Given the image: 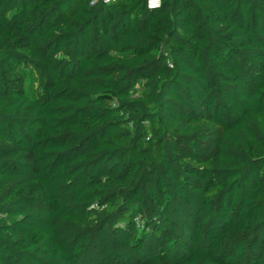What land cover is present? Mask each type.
Returning a JSON list of instances; mask_svg holds the SVG:
<instances>
[{
    "label": "trees",
    "instance_id": "1",
    "mask_svg": "<svg viewBox=\"0 0 264 264\" xmlns=\"http://www.w3.org/2000/svg\"><path fill=\"white\" fill-rule=\"evenodd\" d=\"M0 0V264H264V0Z\"/></svg>",
    "mask_w": 264,
    "mask_h": 264
},
{
    "label": "built area",
    "instance_id": "2",
    "mask_svg": "<svg viewBox=\"0 0 264 264\" xmlns=\"http://www.w3.org/2000/svg\"><path fill=\"white\" fill-rule=\"evenodd\" d=\"M105 2L112 3L117 0H104ZM161 0H147V5L150 9H156L161 6Z\"/></svg>",
    "mask_w": 264,
    "mask_h": 264
}]
</instances>
